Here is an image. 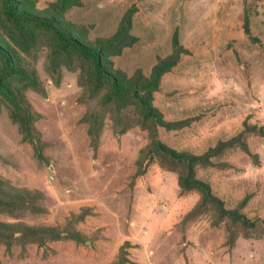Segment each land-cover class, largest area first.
<instances>
[{"label": "rangeland", "instance_id": "rangeland-1", "mask_svg": "<svg viewBox=\"0 0 264 264\" xmlns=\"http://www.w3.org/2000/svg\"><path fill=\"white\" fill-rule=\"evenodd\" d=\"M58 1L13 4L16 13L62 17L90 44L112 37L132 10L129 37L110 56L128 76L137 69L150 76L172 53L175 32L188 52L153 92L163 126L145 119L135 100L109 98L106 88L89 98L79 78L90 65L61 54L45 29L16 22L0 0V41L20 66L0 85V193H30L42 210L7 206L0 223L81 233L44 245L0 238V264H114L122 257L129 264H264V0H73L55 12ZM246 15L256 40L245 33ZM23 95L40 114L34 125L43 160L12 118ZM93 110L102 121L96 142L85 118ZM238 134L240 145L195 170L227 208L240 207L256 222L235 226L230 244L228 224L214 222L211 206L191 212L201 194L180 191L183 167L146 154L161 141L201 155Z\"/></svg>", "mask_w": 264, "mask_h": 264}, {"label": "trees", "instance_id": "trees-1", "mask_svg": "<svg viewBox=\"0 0 264 264\" xmlns=\"http://www.w3.org/2000/svg\"><path fill=\"white\" fill-rule=\"evenodd\" d=\"M73 0H59L55 3V12L65 11L70 6ZM76 1V0H75ZM7 13L13 16L16 22L20 20L29 24H33L41 29L48 31L55 39L56 46L60 53L66 57L71 55L76 56L83 64L90 65L91 72L88 75L83 72L79 78V82L83 86H88L86 93L89 98L93 96L90 93L101 88H106L109 91V98L116 102H128L135 100L145 119H154L163 126L168 125L162 118L159 110L153 106V92L160 86L163 74L174 68L179 62L182 54L188 52L181 45L178 33L175 32L173 37V51L170 55L159 59L153 66L150 76H145L141 69L128 76L125 72L113 66L110 56L120 53L121 44L129 37L128 31L131 29L132 10H128L121 19L117 32L110 38H98L93 44L85 41L79 31L72 27V24L57 15H37L31 12L24 11L16 13V6L13 0H4ZM53 12V9H51ZM245 33L250 37L249 17L245 16L244 22ZM256 40V38L251 37ZM120 46V47H119ZM84 67V66H82ZM20 73V66L15 59L13 52L0 41V85L14 75ZM21 107L18 112H12V118L19 124L23 139L32 144L35 155L43 160L44 142L40 131L34 125L40 114L32 109L30 103L23 95L20 98ZM100 116L92 112H87L85 118L89 122V132L92 141L96 142L99 138L102 121ZM241 134L234 136L226 141H221L217 146L210 148L207 152L201 155H196L188 151H177L161 141H157L150 147L146 154L149 159H153L154 155H163L172 163L183 167V170L178 175V185L181 192H186L191 189H197L201 198L198 205L192 213L198 211L200 207L211 206L214 211V222L219 224L227 222L229 232V242L234 244L237 235L234 230L235 226L243 227L244 229H253L256 227V222L248 218L240 207L227 208L224 200L215 195L209 183L199 179L195 175L197 165L209 162L210 158L220 153L226 147H234L240 145ZM140 161L138 165L141 167ZM141 170V169H140ZM139 172V171H138ZM0 209L4 210L7 206L12 207H31L34 210L42 211L36 205H33V196L30 193L23 196L20 194H4L0 193ZM34 207H32V205ZM244 202L241 204L243 206ZM190 212V213H191ZM81 238V233L67 228L66 230L56 226H29L21 223L8 225L0 223V238L7 241L16 240L22 244L35 242L40 245L46 244L47 240H55L62 237ZM125 257L120 258L114 264H129Z\"/></svg>", "mask_w": 264, "mask_h": 264}]
</instances>
